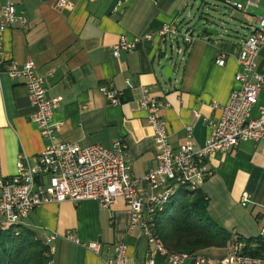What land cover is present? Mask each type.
Returning <instances> with one entry per match:
<instances>
[{
	"label": "crops",
	"instance_id": "obj_1",
	"mask_svg": "<svg viewBox=\"0 0 264 264\" xmlns=\"http://www.w3.org/2000/svg\"><path fill=\"white\" fill-rule=\"evenodd\" d=\"M7 1L0 0V8ZM11 1L27 26L9 27L1 37L0 180L15 174L18 156L33 160L52 143L101 145L113 151L116 141L126 145L131 175L140 178L156 165L152 130L139 107L142 89L163 105L160 116L172 147L190 141L201 148L210 135L208 122L220 116V108L237 86L234 76L242 37L232 41L217 32L216 36L193 32L194 41L180 45L183 54L172 58L169 40L158 35L168 25L186 29L184 11L202 0H69L70 7H60L58 0ZM227 1L245 4V0L219 2L226 6ZM260 8L264 12V0ZM249 13L254 17L253 10ZM256 19H246L250 24L244 29L255 25ZM206 25L210 27L208 21ZM121 37L136 40L134 48L114 54L112 47ZM221 54L226 56L222 68L215 64ZM28 59L44 80L46 98H61L51 120L55 127L51 140L42 138L30 120L34 109L24 80L8 76L11 64L21 66ZM168 67L170 78L165 76ZM256 69L264 77V49L256 58ZM100 87L122 91L119 105H109ZM258 107H264V84ZM207 166L212 175L201 191L208 214L231 235V241L260 239L264 245L262 145L246 142L226 153H213ZM243 193L252 202L245 207L239 202ZM21 226L43 243L55 237L49 244L53 252L48 264H106L120 244L127 246L129 264H145L154 251L139 229L129 230V213L122 199L108 209L93 200L44 204L30 212ZM89 243L99 245L97 254L87 249ZM231 245L199 254L220 259ZM258 247L249 243L251 250ZM154 261L167 264L159 255H154Z\"/></svg>",
	"mask_w": 264,
	"mask_h": 264
},
{
	"label": "built area",
	"instance_id": "obj_2",
	"mask_svg": "<svg viewBox=\"0 0 264 264\" xmlns=\"http://www.w3.org/2000/svg\"><path fill=\"white\" fill-rule=\"evenodd\" d=\"M260 1L245 0L244 5L227 1L225 4L247 15L249 11L258 9ZM58 2L60 7L71 6L69 0ZM16 25L24 28L27 20L22 13L16 12L13 2L8 0L0 8V48L3 32ZM158 35L169 40L171 49L177 55L183 54L180 45L189 46L195 39L191 30H183L176 25L163 27ZM135 43L136 40L129 42L121 37L112 47L113 53L130 51ZM262 49L264 12L256 19L255 25L247 27L240 41L238 70L234 76L237 86L230 91L220 108V116L208 122L210 135L201 148L195 147L190 141L173 148L169 142L166 122L160 116L163 105L147 89H142L139 107L146 112V122L152 130L156 165L140 178L131 175L126 145L122 141L114 143L113 151L101 145L80 147L52 143L33 160L18 156L15 174L0 180V233L11 227H18L30 212L44 204L64 201L77 204L93 200L108 209L122 199L129 213V230L139 229L154 247L145 264H155L154 255L163 257L167 264H184L189 259L193 264H264V256L254 258L243 255L240 242L232 243L225 257L211 259L199 253L169 252L154 234L155 217L165 210L173 196L178 195V190H200L212 175L207 166L210 155L216 152L226 153L246 142L260 143L264 155V107H258L264 77L256 69V58ZM225 63L224 54L215 60L220 68ZM8 76L24 80L29 103L34 109L30 120L36 125L42 138L53 139L55 127L51 120L61 98H46L44 80L37 75L31 59L21 66L11 64ZM125 84L130 87L129 80ZM99 91L109 105H119L122 91L107 87H100ZM239 202L242 207L252 203L247 193L241 195ZM54 239L53 236L43 243L49 255L53 252V247L49 244ZM66 240L75 243L71 236H66ZM87 249L97 254L99 245L89 243ZM126 252L125 244L118 245L114 258L106 264H129Z\"/></svg>",
	"mask_w": 264,
	"mask_h": 264
},
{
	"label": "trees",
	"instance_id": "obj_3",
	"mask_svg": "<svg viewBox=\"0 0 264 264\" xmlns=\"http://www.w3.org/2000/svg\"><path fill=\"white\" fill-rule=\"evenodd\" d=\"M190 30V29H187ZM165 210L155 217L154 234L169 252L197 253L210 248H224L234 242H243L242 254L259 258L264 256L260 239L231 241V235L215 222L207 211V199L200 190H178ZM253 241L258 249H249ZM47 247L33 233L19 225L0 233V264H48L51 259Z\"/></svg>",
	"mask_w": 264,
	"mask_h": 264
},
{
	"label": "rangeland",
	"instance_id": "obj_4",
	"mask_svg": "<svg viewBox=\"0 0 264 264\" xmlns=\"http://www.w3.org/2000/svg\"><path fill=\"white\" fill-rule=\"evenodd\" d=\"M263 4V3H262ZM254 11V17L242 14L235 9L224 6L221 2L216 0H202L197 1V4L189 6L183 13V19L185 25L184 28L189 29L193 22L195 21H208V25L215 32L219 34L220 37H225V39L237 41L239 38H243L245 35V30L247 25L250 23L246 21H252L254 18H258L263 14V9H257ZM187 26V27H185ZM168 54L172 58H177L175 50H170L168 48ZM181 195L175 197L174 202H176ZM200 253V252H197Z\"/></svg>",
	"mask_w": 264,
	"mask_h": 264
},
{
	"label": "water",
	"instance_id": "obj_5",
	"mask_svg": "<svg viewBox=\"0 0 264 264\" xmlns=\"http://www.w3.org/2000/svg\"><path fill=\"white\" fill-rule=\"evenodd\" d=\"M189 29L192 32H196L197 34L202 35L205 33L207 35L216 36L215 31L206 25V21L204 22L195 21L193 22V24L191 25ZM170 72H171V69L169 67L165 69V76L167 78H170Z\"/></svg>",
	"mask_w": 264,
	"mask_h": 264
}]
</instances>
